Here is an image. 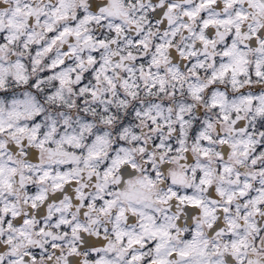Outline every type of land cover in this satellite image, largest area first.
Returning a JSON list of instances; mask_svg holds the SVG:
<instances>
[{
    "label": "snow or ice",
    "instance_id": "obj_1",
    "mask_svg": "<svg viewBox=\"0 0 264 264\" xmlns=\"http://www.w3.org/2000/svg\"><path fill=\"white\" fill-rule=\"evenodd\" d=\"M0 264H264V0H0Z\"/></svg>",
    "mask_w": 264,
    "mask_h": 264
},
{
    "label": "clouds",
    "instance_id": "obj_2",
    "mask_svg": "<svg viewBox=\"0 0 264 264\" xmlns=\"http://www.w3.org/2000/svg\"><path fill=\"white\" fill-rule=\"evenodd\" d=\"M158 102H161V103H163L164 101H158Z\"/></svg>",
    "mask_w": 264,
    "mask_h": 264
}]
</instances>
